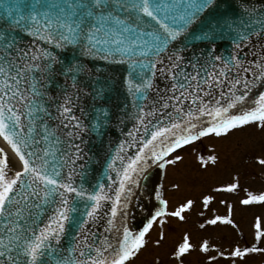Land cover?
I'll use <instances>...</instances> for the list:
<instances>
[{
  "label": "snow or ice",
  "instance_id": "obj_1",
  "mask_svg": "<svg viewBox=\"0 0 264 264\" xmlns=\"http://www.w3.org/2000/svg\"><path fill=\"white\" fill-rule=\"evenodd\" d=\"M241 3L244 7L236 18L223 13L203 16L210 6H214L215 0H29L27 3L0 0V139L18 161V169L13 171L8 152L0 147V264H126L145 246V234L153 221L165 214V201L160 200L157 194L161 207L156 208L138 231L130 230L127 224L129 205L125 201L132 189L126 188V183L137 184L149 162L156 164L162 161L158 167L163 168L171 162L162 160L163 157L197 136L220 135L250 123H256L258 128L264 127V91H259L254 107L236 114L229 111L236 102L245 101L257 81L264 82V63H256L253 70L251 62L245 67L246 57L238 58L233 54L231 63L224 61V70L220 72L208 74L205 71L208 61L202 66L193 60L191 72L182 66V53L191 48L193 41L214 47L219 38L228 36L235 49H242L256 37L258 43L252 48L264 50V43H259L264 39V8L252 7L247 0H241ZM195 23L200 26L190 31V26ZM181 36L183 40H180ZM67 46H79L85 56L122 57L133 70V78L139 82L136 87L138 93L155 90L152 89L151 73L170 77L172 82L170 88L164 90L166 95H158L153 102L163 101L159 104L160 111L169 107V101L173 108L178 109L184 102L183 98L193 93L202 92L211 97L207 88H222L224 91L211 103L202 100L194 109L197 116L209 117L206 126L201 125L197 131V125L191 121L192 113H184L189 119L181 121L185 125L183 128L175 122L152 126L150 135L139 144V150L126 159L122 172L117 173L120 184L114 193H104V185L101 184L99 190L86 196L84 189L66 182L59 171L63 166L53 155L58 152L62 137L74 135L72 124L65 121L75 120L76 126L80 127V121L68 115L71 93L64 92L62 100L57 102V98L49 96L40 83L41 79L52 82L55 77L64 76L67 84L68 79L75 81V74L83 71L75 58L67 65L60 60L56 50ZM256 54L264 60L259 51ZM220 59L209 55V60ZM196 69L205 75H199ZM229 69L235 71L236 76L224 79ZM250 70H253L252 79L244 75ZM37 71L39 77L34 75ZM194 80L197 81L195 85L192 84ZM22 84L28 86L22 88ZM237 86H242L244 91L240 92ZM168 92L171 95H167ZM226 94H231V99L219 105L221 96ZM130 95L134 100L144 99L143 95ZM192 98L199 99V96ZM49 106L56 109V115L48 111ZM138 110L143 118L144 108L139 107ZM156 110L152 109L153 112ZM97 112L103 118L102 111L98 109ZM167 115L165 113L161 119ZM45 117L56 123L49 127ZM93 124L95 129L101 128L99 120ZM170 136L174 138L170 139ZM41 140L46 146H41ZM73 147L79 152V147L69 140L68 150L59 155L58 160L73 164L76 152L71 153V159L68 158ZM179 159V156L172 157V160ZM208 159L214 157L209 156ZM108 167L111 168L112 164L109 163ZM72 174L69 173L68 179ZM235 187V184L228 185L230 189ZM68 193H75L80 200L86 197L90 202L79 217L70 215L77 208L72 206ZM203 199L207 204L209 197ZM104 200L111 202L105 213L109 217L104 221L105 228H116L119 238L110 242L101 232V243L97 244L93 233L89 242L86 225L97 223ZM251 201H264V193L249 194L242 203ZM191 204V200L185 202L171 215L183 219L181 212ZM117 216L119 228L113 219ZM219 221L231 223L227 217L221 216L208 223ZM69 230H74L75 236L69 247L63 249L68 255L62 256L61 238L67 236ZM191 247L185 237L172 255L181 257ZM199 248L206 251V242L200 243ZM258 251L264 252V249L254 246L234 248L227 255L236 258Z\"/></svg>",
  "mask_w": 264,
  "mask_h": 264
},
{
  "label": "water",
  "instance_id": "obj_2",
  "mask_svg": "<svg viewBox=\"0 0 264 264\" xmlns=\"http://www.w3.org/2000/svg\"><path fill=\"white\" fill-rule=\"evenodd\" d=\"M8 2L11 3V0H8ZM19 2L27 3L29 0H19ZM247 2L257 9L264 8V0H247ZM243 7L244 5L241 3V0H215L214 6H210L203 16L223 13L239 18ZM199 26V23L191 25L190 31H195ZM183 38L184 37L181 36L180 40H183ZM29 39L31 38L29 37ZM257 43L256 37H253L251 44L246 45L242 49H235L232 39L228 36L219 38L214 47L208 46L204 42L193 41L191 48H187L182 53L184 56L182 66L185 68V71L191 72L193 71L191 67V62L193 60H197L202 66L205 64V61H208V66L205 71L211 74L224 70V61H229L231 63V56L236 54L238 58L246 57L244 61L245 67H248L249 62H251L254 70L256 63H264V60L260 59L256 54L257 51H259L260 56H264V50L252 48V45H256ZM259 43H264V39L260 40ZM20 46L23 47L24 44ZM56 51L59 53L60 60L65 65L75 58V60L80 63L83 71L75 74V81L68 79L67 84L65 83L64 76H57L52 82L43 79L40 81L48 95L57 98V102L62 100L64 92H70L72 104L69 106L70 112L68 115L80 121V127L76 126L75 120L65 121L66 123L72 124L73 128L71 130L74 132V135L71 137H62V142L57 146L58 152L53 153V155L57 157L58 164L63 166L59 171L66 182L71 183L74 187L84 189L86 196L89 193H93L95 190H99L101 184L104 185L102 190L104 193H114L115 188L120 184L117 173L122 172V165L126 159L133 156L135 152L139 150V144L147 135H150L152 126H166L175 122L180 123V127L183 128L185 125L181 123V121H187L189 119L184 113H192L191 121L197 125V131L201 125L206 126L209 122V117L203 114L197 116L194 109L198 108L202 100L211 103L214 97L219 96L221 92L224 91L222 88L212 89L203 85L202 87L207 88V91L211 93V97L204 95L202 92L193 93L192 96L183 98L184 102L178 109L173 108L171 101H169V107L160 111L159 104L163 103V101L157 103L153 102L156 101L158 95H166L164 90L170 88L172 82L170 77H162L158 72L151 73L152 89L155 90H145L138 93L136 92V87L139 82L133 78V70L129 68L128 61L124 60L122 57L116 56L114 58L105 59L103 56L95 54L85 56L81 53L79 46H67L65 49H57ZM210 54L219 56L221 59L209 60ZM253 70L246 72L244 75L252 79ZM196 72L201 76L205 75V73L200 72L199 69H196ZM34 75L39 77L40 73L37 71ZM235 76L236 72L229 69L224 79ZM213 78L215 79V77ZM196 83L197 81H192L193 85ZM27 86V84L21 85L22 88H26ZM237 87L240 89V92L244 91L242 86ZM259 91H264V82L257 81L254 86L251 87L248 96L245 97V101L236 102L229 111L232 114H236L243 109L254 107V101ZM189 92H191V89H189ZM240 92H237V94H240ZM130 93L137 97L143 95L144 99L134 100ZM167 95H171V92H168ZM193 96H199V99L193 100ZM228 99H231V94L221 96L218 104L224 105L227 103ZM207 106L206 104V107ZM139 107L144 108L143 118H141L138 110ZM153 108L157 110L153 112ZM98 109L104 114L103 118L98 115ZM48 111L56 115L55 108L49 106ZM148 113H151V115ZM165 113L168 115L165 116L164 119H161ZM44 119L47 121L49 127L53 123H56L48 119V117ZM95 120L100 121V129H95L93 124ZM138 120L140 121L139 123ZM76 137L79 138L77 139ZM169 138L173 139L174 136H170ZM198 138L199 136H197L196 139ZM0 140L7 148L5 142L2 139ZM69 140L72 144L79 147V152H76L75 147L69 152V159L72 158L71 153L76 152V157L71 165L65 164V161L58 160V156L68 150ZM191 142H194V140L189 143ZM41 146H46L45 141L41 140ZM113 156H116L117 159L113 160ZM164 158L165 157H163L162 160ZM160 162L162 161L156 164H151L149 162V167L146 169L145 174L140 177L137 184H125L126 188L132 189L131 194L125 201V203L129 205L127 210V224L132 231H138L143 227V223L147 221L150 215L154 214L156 208L161 207L157 199L162 173L161 168L158 167ZM109 163L112 164L111 168L108 167ZM17 169L12 168L13 171ZM70 172L73 174L70 179H68ZM109 185H111V187H109ZM68 196L72 206L77 208V211L70 213L71 216L79 217L85 205L90 206V202L87 201L86 197L84 200H80L75 197V193H68ZM131 202L132 204L130 206ZM102 204L103 207L99 210L100 218L97 220V223L95 225H86L89 242L94 233L97 237V244L101 243L99 239L101 232H103V235L107 237L110 242L113 239L119 238L116 228L108 230L105 228L104 224V221L109 218L105 213L110 208L111 202L109 200H104ZM113 219L117 228H119V216ZM74 236V230H69L67 236H62L60 253L62 256L68 255L63 249L69 247L71 239ZM76 239L80 238L76 237ZM54 260L55 257H53V262Z\"/></svg>",
  "mask_w": 264,
  "mask_h": 264
},
{
  "label": "rangeland",
  "instance_id": "obj_3",
  "mask_svg": "<svg viewBox=\"0 0 264 264\" xmlns=\"http://www.w3.org/2000/svg\"><path fill=\"white\" fill-rule=\"evenodd\" d=\"M174 156L180 159L172 160ZM165 160H171L163 167L160 184L166 212L153 221L145 246L126 264H264L260 251L236 258L227 255L234 248L264 249V201L242 203L249 194L264 193V127L252 124L205 136ZM231 184L236 187L228 188ZM189 200L192 204L181 212L183 219L171 215ZM217 216L231 223H208ZM185 237L191 249L173 257ZM202 242L206 251L199 248Z\"/></svg>",
  "mask_w": 264,
  "mask_h": 264
},
{
  "label": "bare ground",
  "instance_id": "obj_4",
  "mask_svg": "<svg viewBox=\"0 0 264 264\" xmlns=\"http://www.w3.org/2000/svg\"><path fill=\"white\" fill-rule=\"evenodd\" d=\"M0 147H3L5 148V150L8 152V157L10 159V167L13 168V169H17L18 168V162L17 160L15 159V157H13V155L11 154V152L9 151V149H7L5 147V145L1 142L0 140ZM132 202L130 203V206H131Z\"/></svg>",
  "mask_w": 264,
  "mask_h": 264
}]
</instances>
